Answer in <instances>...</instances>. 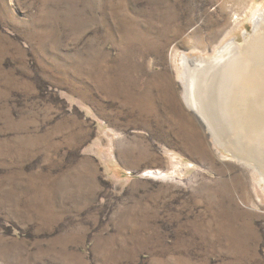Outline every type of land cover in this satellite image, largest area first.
I'll return each instance as SVG.
<instances>
[{"label":"rangeland","instance_id":"374dc122","mask_svg":"<svg viewBox=\"0 0 264 264\" xmlns=\"http://www.w3.org/2000/svg\"><path fill=\"white\" fill-rule=\"evenodd\" d=\"M263 15L264 0H0V264H264V181L185 95L186 59Z\"/></svg>","mask_w":264,"mask_h":264},{"label":"bare ground","instance_id":"6f19581e","mask_svg":"<svg viewBox=\"0 0 264 264\" xmlns=\"http://www.w3.org/2000/svg\"><path fill=\"white\" fill-rule=\"evenodd\" d=\"M263 17L254 19V31L243 43L231 41L212 60L186 59V68L193 69L185 95L218 147L264 181Z\"/></svg>","mask_w":264,"mask_h":264},{"label":"water","instance_id":"95a60500","mask_svg":"<svg viewBox=\"0 0 264 264\" xmlns=\"http://www.w3.org/2000/svg\"><path fill=\"white\" fill-rule=\"evenodd\" d=\"M253 31H254V30H253ZM250 35H251V34H250ZM250 35H249V36H250ZM242 43H243V42H242Z\"/></svg>","mask_w":264,"mask_h":264}]
</instances>
